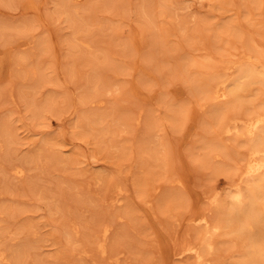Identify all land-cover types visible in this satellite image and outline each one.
I'll use <instances>...</instances> for the list:
<instances>
[{"label": "rangeland", "instance_id": "obj_1", "mask_svg": "<svg viewBox=\"0 0 264 264\" xmlns=\"http://www.w3.org/2000/svg\"><path fill=\"white\" fill-rule=\"evenodd\" d=\"M57 1L0 0V51L9 54L0 75L4 264H164L168 251L196 241L200 228L191 219L215 218L209 190L223 198L231 182L235 162L205 158L202 145L221 143L234 155L243 153L232 137L216 135L218 120L210 111L219 103L193 97L186 79L210 83L223 73L225 55L235 60L264 52V0L245 7L239 0H174L180 10L162 8L149 24L140 12L143 0H85L77 25H92L86 32L87 26L75 32L63 22ZM232 21L233 30L224 31ZM87 80L99 88L88 90ZM179 91L185 96L177 97ZM47 99L57 100L59 110L34 117L32 110ZM248 101L244 111L258 103ZM179 104L184 110L173 122L168 108ZM92 113L107 116L106 131L78 122ZM179 125L193 126L184 144ZM17 163L22 179L12 176ZM218 168L229 170L220 175ZM104 227L102 256L94 241ZM227 246L220 264L240 259L239 248ZM186 258L167 264H194Z\"/></svg>", "mask_w": 264, "mask_h": 264}, {"label": "bare ground", "instance_id": "obj_2", "mask_svg": "<svg viewBox=\"0 0 264 264\" xmlns=\"http://www.w3.org/2000/svg\"><path fill=\"white\" fill-rule=\"evenodd\" d=\"M84 1L85 0H58L56 3L57 15L59 17L61 16L63 19V22H66L67 24H69V26L75 32H78L79 29L80 31H82V29L87 26L85 30L86 32V31H89V29L92 27V25H88V24H84V25L79 24V26L77 25L78 22L80 21L79 17H81V13L83 12L82 3ZM239 1H242V3L244 1L245 3V4L243 3L244 7L245 5L251 4V3L255 6V5H258V2H260V0H239ZM250 6L252 7V5ZM153 7L155 10H153ZM139 8H140L141 14L144 16V18H146L145 20L148 21V24H149L150 22H153L152 21L153 17L160 16V11L162 8H163L162 10H164L165 8H169V9L171 8L174 11L175 10L178 11L181 9V6L176 5V3H174V0H143ZM250 9L252 8L249 7V8H246L245 12L243 11L244 15L246 13L245 19H247V21L249 17L248 12L251 11ZM241 10H242V7H241ZM233 28L234 26H233V21H232V22H228L224 26L223 30L230 32L233 30ZM181 29L183 28L181 27ZM238 29L240 30V28ZM75 32L73 33V38L71 39L72 48H76L77 47L76 42H79L76 37ZM234 33L231 32L230 35ZM156 40L159 43H163V41L161 40L159 36ZM82 43L85 48L87 49L91 48L90 43H87L84 41ZM259 46H264V45H259ZM239 55H241V53ZM225 57L227 56L225 55L224 61L223 62L221 61L225 65V67H223V73H221L222 71L221 70L219 75L215 76L214 79L210 83H206V84L200 81L195 82L194 80L188 78L186 79L188 83L186 87L193 97L199 95L201 96L202 99H204L207 102L219 103L218 106H214L212 110L210 111L211 117L218 120L217 130L215 129L216 135L217 136L220 135V137L223 135L232 137L238 146L243 147V153L240 152L241 154L238 156L234 155L235 153L233 154L231 152L230 150L231 148L229 149L230 150L229 151L227 147H225L224 145H221V143L220 144L216 143L214 148H208V146L202 145L201 149L205 151V156H206L205 158L208 159V157L209 158L211 157V159H215V158L217 159L218 157V159H220L219 157H221L223 158L224 161H226V163L224 162L225 164L230 163L228 161L235 162L233 171L230 170L232 171L231 177L229 176L231 178V179L229 178L231 182L228 179L230 183L227 185L226 189L224 190L223 198H221V195H219L217 190L215 189L209 190L210 191L208 194L209 201H210L209 204H211L214 207V209L217 210L216 212L217 214L215 218L214 219L212 218L213 220H209V218L206 215H199L191 219V222L195 225V227L200 228V232L198 233L197 236H195L196 241L192 244H188V245L181 247L178 251H175V252L168 251L165 260H163L165 261L164 264L169 263L175 257L182 258L184 256H188V258L190 257L191 259H193L194 264H220L222 253L223 251H225L222 248H224L223 246L225 245L228 248L227 246L228 244H230L232 247H238L240 250V251H237L238 253L240 252V255H239L240 259L238 258L239 259L237 260L238 262L236 261L237 263L235 262L234 264H264V52H261L260 50V52H257L256 55L249 56V54L248 55L246 54V56L244 57L238 56L235 60L228 59V58L226 59ZM8 61H9L8 52L0 51V75H3L4 72L6 71ZM9 63H10L9 65H11V62ZM13 63L15 64V62ZM224 71H230V72L229 74H226V72L224 73ZM213 76L214 75H212V77ZM97 83L98 81L87 80L86 84L88 85V90L98 89L99 86L96 85ZM189 92H187L186 94H188ZM174 93L177 97L182 96V95L185 96L181 91L174 92ZM250 98L251 99L255 98L256 100H258V103L256 104V107H254V109L250 107L251 109L250 111L249 110L244 111L243 105L247 104ZM92 102L93 101L89 103L91 104ZM102 102L104 103V101ZM30 104L33 105V102L31 101ZM59 105L60 103L57 100L47 99L45 101H42L41 104H37V109L35 111L32 110L33 111L32 115L34 117H38L40 111L42 112V114H43V111L57 112L59 110ZM166 105L168 106V104ZM176 105L175 107L170 106V108H168L169 109L168 111L172 113V115H170V118L171 120H173V122L178 121L177 117H181L182 112L184 110L183 104H179L178 106ZM249 105H253V104H249ZM42 114L40 113V115ZM106 118L107 116L102 115V114H93V113L88 114V115L83 114L78 122L84 123L85 127H87L88 130L96 131L97 129H99L97 128L99 126H100V129L101 128L104 129L102 125L104 121L106 120ZM76 124L77 122H75V125ZM191 127L193 126H190V129ZM190 129L180 126V125L178 126V129L176 132L180 134L181 143L183 144L186 143V141H188L194 135L192 132L193 130L191 131ZM151 136L148 139H153V136L152 137ZM218 139L219 138H217V141H220ZM147 146H148V150L152 151V148H149L151 146L150 145H147ZM145 148L146 146L142 147L141 149L145 150ZM200 154L203 155V153H200ZM17 165H15L11 170L12 176L14 178H21L23 176V169L22 167H20L19 165L17 166ZM222 165L224 166V164ZM217 167H218V164H217ZM228 170L226 169L227 172ZM226 171H224L223 168H220V169L218 168L216 173L222 175V174H226ZM173 198L176 199L175 197ZM169 201H171V199ZM224 201L226 204L224 203ZM253 223L256 225V227L253 225L254 228L252 227ZM74 230L73 229L70 230V232H67L66 235L70 238L71 233H76ZM108 233H109L108 227H104L101 232L100 237L94 241L95 249L102 256H104L107 252L106 241H107ZM260 242L262 243L260 244ZM2 254H0V263L4 264L7 262V260ZM210 257H214V258L210 259ZM115 262H117V259L115 260Z\"/></svg>", "mask_w": 264, "mask_h": 264}]
</instances>
